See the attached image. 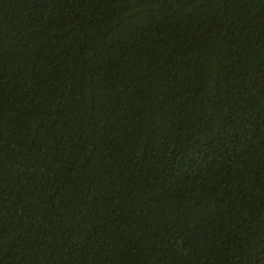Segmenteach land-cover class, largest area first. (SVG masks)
Returning a JSON list of instances; mask_svg holds the SVG:
<instances>
[{"label":"trees","instance_id":"obj_1","mask_svg":"<svg viewBox=\"0 0 264 264\" xmlns=\"http://www.w3.org/2000/svg\"><path fill=\"white\" fill-rule=\"evenodd\" d=\"M0 264H264V0H0Z\"/></svg>","mask_w":264,"mask_h":264}]
</instances>
